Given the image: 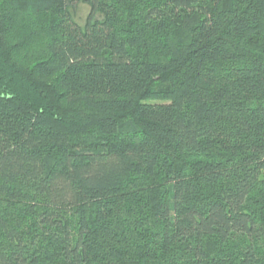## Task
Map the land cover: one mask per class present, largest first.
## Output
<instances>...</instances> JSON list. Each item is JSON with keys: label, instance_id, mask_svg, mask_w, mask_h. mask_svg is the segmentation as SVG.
<instances>
[{"label": "trees", "instance_id": "1", "mask_svg": "<svg viewBox=\"0 0 264 264\" xmlns=\"http://www.w3.org/2000/svg\"><path fill=\"white\" fill-rule=\"evenodd\" d=\"M0 264H264V0H0Z\"/></svg>", "mask_w": 264, "mask_h": 264}, {"label": "rangeland", "instance_id": "2", "mask_svg": "<svg viewBox=\"0 0 264 264\" xmlns=\"http://www.w3.org/2000/svg\"><path fill=\"white\" fill-rule=\"evenodd\" d=\"M89 13V7L85 6V5H80L78 7V10L75 12V19L76 21L83 25L87 19Z\"/></svg>", "mask_w": 264, "mask_h": 264}]
</instances>
